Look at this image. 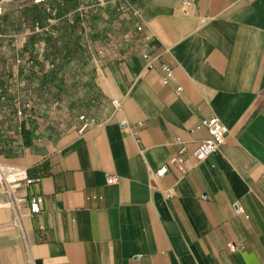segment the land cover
<instances>
[{
	"label": "crops",
	"instance_id": "crops-1",
	"mask_svg": "<svg viewBox=\"0 0 264 264\" xmlns=\"http://www.w3.org/2000/svg\"><path fill=\"white\" fill-rule=\"evenodd\" d=\"M118 17L98 23L99 78L121 106L0 160L41 178L16 189L21 220L0 182V264H264V0H147ZM210 118L228 132L197 161Z\"/></svg>",
	"mask_w": 264,
	"mask_h": 264
},
{
	"label": "rangeland",
	"instance_id": "rangeland-1",
	"mask_svg": "<svg viewBox=\"0 0 264 264\" xmlns=\"http://www.w3.org/2000/svg\"><path fill=\"white\" fill-rule=\"evenodd\" d=\"M144 1H23L2 8L0 160L13 159L30 140L38 151L56 149L80 133L85 119L108 115L112 101L99 66L111 52V33L98 23L119 21L118 14Z\"/></svg>",
	"mask_w": 264,
	"mask_h": 264
},
{
	"label": "built area",
	"instance_id": "built-area-1",
	"mask_svg": "<svg viewBox=\"0 0 264 264\" xmlns=\"http://www.w3.org/2000/svg\"><path fill=\"white\" fill-rule=\"evenodd\" d=\"M23 1H31L35 4H44L51 0H0V13L5 5L10 3L23 2ZM97 1L100 4L104 3L103 0H97ZM36 29L37 30L39 29L38 25L36 26ZM145 57L148 58V55H145ZM162 70L164 71V80L166 81L172 76L173 68L168 65H163ZM112 104L115 108H119L121 106V103L118 100H113ZM90 124L91 122L85 119L80 129V132L85 131ZM203 125L207 129L208 137L202 140L198 144V146L191 152L192 157L197 161L203 160L208 156L216 153L224 143L225 137L228 132L227 127L218 118L205 119L203 120ZM182 152L177 156H172L169 160V163L177 164L181 166L185 161V156L182 154ZM167 170H168V163H165L157 170L156 173L157 175L161 176L165 174ZM40 179H41L40 177H31L25 169L11 167L0 163V182L3 184L4 190L9 197V205L18 212V216L20 220H21V214L19 213V207L20 204L25 201V199L23 197L16 195V189L22 184L28 186L33 183L39 182ZM107 181L108 183L111 184L116 181V178L111 176L108 177ZM42 202H43V198L40 195L32 197L29 201L30 211L32 213H39L42 209L41 206ZM237 212L244 213V210L243 208L238 207ZM21 228L23 230V236L26 239L27 231L22 223H21ZM228 247L231 250H236V244L234 243H229ZM30 264H33L31 259H30Z\"/></svg>",
	"mask_w": 264,
	"mask_h": 264
}]
</instances>
